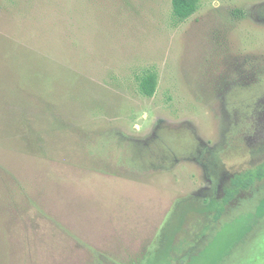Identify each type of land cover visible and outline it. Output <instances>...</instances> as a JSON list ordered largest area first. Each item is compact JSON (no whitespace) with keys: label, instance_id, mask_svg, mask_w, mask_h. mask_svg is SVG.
Masks as SVG:
<instances>
[{"label":"rangeland","instance_id":"rangeland-1","mask_svg":"<svg viewBox=\"0 0 264 264\" xmlns=\"http://www.w3.org/2000/svg\"><path fill=\"white\" fill-rule=\"evenodd\" d=\"M172 17L0 0V264H264V180L212 214L264 162V0Z\"/></svg>","mask_w":264,"mask_h":264},{"label":"trees","instance_id":"trees-1","mask_svg":"<svg viewBox=\"0 0 264 264\" xmlns=\"http://www.w3.org/2000/svg\"><path fill=\"white\" fill-rule=\"evenodd\" d=\"M198 8V0H171L172 18L174 21L181 23L191 17ZM139 93L150 98L154 95L157 86V76L153 72H145L137 79ZM258 180L264 178V162L257 167L255 171L246 172L237 176L232 182V188L227 192V199L233 196L237 189L246 190L253 183L252 177ZM220 214L214 215V220L219 219Z\"/></svg>","mask_w":264,"mask_h":264},{"label":"flooded vegetation","instance_id":"flooded-vegetation-1","mask_svg":"<svg viewBox=\"0 0 264 264\" xmlns=\"http://www.w3.org/2000/svg\"><path fill=\"white\" fill-rule=\"evenodd\" d=\"M258 167V166H257ZM257 167H255L253 170H248V171H244L242 173H238V174H233V175H229V176H226V175H222L220 174L221 178L219 177L218 179V182L217 183V190H218V193L220 194L219 196V204L217 205V207L214 209V211L212 212L213 215H215L217 212L221 215L222 214V209L228 205L231 201H233L237 196L238 194L240 193H243L244 191H247L249 188H251L253 186V184H255L256 182H259L261 180H264L261 179V180H258L255 176L252 177L253 179V183L249 186L248 189L246 190H242V189H237L236 191H234V194L233 196L229 197L227 199L226 195H227V192L229 190H231L232 188V182L233 180L237 177V176H240L246 172H249V171H255L257 169ZM212 172H214V170H212ZM223 176V178H222ZM220 217V216H219ZM204 237V235H202V238ZM197 245V244H195Z\"/></svg>","mask_w":264,"mask_h":264}]
</instances>
